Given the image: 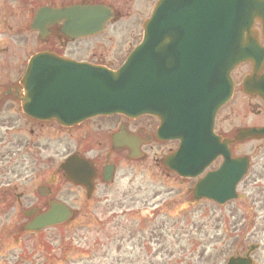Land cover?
<instances>
[{
    "label": "water",
    "instance_id": "water-1",
    "mask_svg": "<svg viewBox=\"0 0 264 264\" xmlns=\"http://www.w3.org/2000/svg\"><path fill=\"white\" fill-rule=\"evenodd\" d=\"M111 16L104 6L41 9L33 27L45 33L63 20L65 34L91 36L102 32ZM255 17L263 23L264 33V0H158L144 24L142 41L117 71L71 62L54 53L33 56L24 80L27 113L56 119L63 126L97 115H157L169 138L180 139L179 149L165 162L179 174L196 176L218 149L223 154L224 164L197 182L193 197L225 202L234 197L246 162L230 159L228 142H218L212 132L213 119L232 94L229 73L234 65L264 57V48L251 32ZM242 134L264 135V129ZM64 215L50 210L30 228L58 223ZM228 264L250 262L232 258Z\"/></svg>",
    "mask_w": 264,
    "mask_h": 264
},
{
    "label": "rangeland",
    "instance_id": "rangeland-1",
    "mask_svg": "<svg viewBox=\"0 0 264 264\" xmlns=\"http://www.w3.org/2000/svg\"><path fill=\"white\" fill-rule=\"evenodd\" d=\"M14 1L38 3V0ZM96 1L109 3L118 11L101 35L66 45L56 35L41 41L37 33L25 26L30 17H22L21 34L11 39L21 44L26 61L38 49L53 46L80 59L94 58L93 62L102 55L104 65L116 67L140 40L142 24L156 0ZM51 2L59 6L71 0ZM243 99L241 108L235 99L221 109L217 117L219 132L256 120L246 107L251 103L253 108L258 99ZM14 118L23 122L17 114ZM152 118L141 116L133 123L155 124ZM46 128L54 191L73 209L74 217L56 229L35 236L23 233L18 226L23 218L17 210L6 211L0 215V264H225L232 254L243 253L253 244L258 247L252 252L254 264H264V218L261 217L264 201L262 204L247 201V208L241 198L219 206L209 200L195 202L188 192L195 181L169 178L164 174V167L158 166V161L163 160L174 144L154 142L142 149L140 159L122 160L114 180L103 187V195L97 194L94 200L86 202L77 192L67 195L73 187L62 181L57 171L62 157L60 143L66 142V134L75 136L77 130L64 134L56 126L47 124ZM34 132L37 134L36 130ZM235 152L252 157L254 167L250 172L255 175L260 172L258 183L264 185V142L248 141ZM215 166L217 164L212 165ZM253 189L249 191L256 195L258 190ZM65 197L68 201L63 199ZM4 224L8 228L1 230ZM149 249L155 255L150 254Z\"/></svg>",
    "mask_w": 264,
    "mask_h": 264
},
{
    "label": "flooded vegetation",
    "instance_id": "flooded-vegetation-1",
    "mask_svg": "<svg viewBox=\"0 0 264 264\" xmlns=\"http://www.w3.org/2000/svg\"><path fill=\"white\" fill-rule=\"evenodd\" d=\"M72 3L92 4L101 2L96 0H71V2L56 6L51 0H38V3L35 1L21 3L14 0H0V215L5 214L9 210H17L16 212H19L23 218L18 225L21 229L29 222L36 220L40 213L47 211L54 204L53 202L61 200L54 191L49 150L50 141L47 139V122L28 118L20 107L23 96L21 80L27 66V61L25 55L22 53L23 47L21 44H18L15 38L14 40L11 38L21 34L20 29L23 26L21 22L22 17L26 19L30 17L31 19L40 7L50 6L60 8ZM20 6H22L21 9ZM24 6H26L25 9ZM29 24L31 23L29 22ZM29 24L25 26L31 30ZM257 28L259 29V25ZM49 32L50 35L43 41L56 35L55 37L61 39L65 45L70 42L61 33L60 25L50 27ZM45 49L53 50L61 56L63 55L68 59H74L78 62L86 61L93 64H103L102 55L98 56V60L93 62L94 58L80 59L65 54L63 49L56 50L53 46ZM249 70L250 66L234 78L237 90L239 89L238 85L242 76ZM254 108L255 110L253 109L252 113L254 111L256 117L253 119L256 120H252L251 122L254 123L249 126L258 127L264 125V102L257 103ZM14 114L21 116L23 122L21 123L19 119L14 118ZM111 117L114 118L112 119ZM260 117L262 118L260 119ZM88 121L93 122L95 125ZM133 121L120 115L108 116V118L97 117L96 119L87 120L84 123L76 125V127L66 129L61 128L54 122L49 123V125L60 128V131L64 134L77 130L75 136L72 133L66 134L65 137L68 139H66L65 143H60L62 145V161L68 155H73L85 160L88 165L90 164V168L94 172L92 187L88 191L86 187L82 185L78 186L69 180L66 172L58 166L57 171L61 174L60 179L62 177V181L73 187L69 189L67 195L77 192L79 198L86 202L94 200L97 194V196L103 195V187L108 186L114 180L113 178L118 171L117 166L119 162L122 160L132 162L134 160L128 157L130 150L127 147L119 148L115 145L125 144L131 147L136 144L139 146V153H142L143 148L152 146L154 142L158 144L165 142L174 144L169 148L168 152L174 151L178 146L175 140L167 141L157 137L160 126L158 117H154L155 124L150 123L151 125L147 126L134 124ZM35 130L37 134L34 132ZM220 134L222 137L229 136L224 131H220ZM116 137H119V141L123 140L119 144H115L114 138ZM244 142H247V140ZM56 146L59 147L58 143ZM221 161L222 159L219 158L216 163H220ZM35 162H37V166ZM249 162L252 167V162ZM158 166L163 167L162 161H158ZM83 168L86 169V173L82 170L80 173H82L83 179H86L90 170L85 166ZM249 171L250 168L247 171V176L240 181L242 187L240 186L238 196L250 203L259 202L262 198L260 194L262 187L258 183L260 178L257 176L260 173L255 175V173ZM165 172L166 176H170V178L176 177L166 169ZM11 173L12 175H10ZM79 178L81 179V177ZM108 179L110 180L108 181ZM251 188H259L256 195L255 192L249 191ZM190 189L191 187L188 189V192H190ZM63 199L68 201L67 197ZM261 217L262 219L264 218V213ZM6 228L8 227L4 224L1 230ZM55 228V226H51L38 232L23 230V233L36 236L41 234L42 231ZM249 256L252 258V253Z\"/></svg>",
    "mask_w": 264,
    "mask_h": 264
}]
</instances>
